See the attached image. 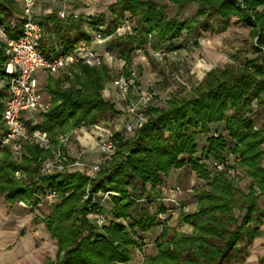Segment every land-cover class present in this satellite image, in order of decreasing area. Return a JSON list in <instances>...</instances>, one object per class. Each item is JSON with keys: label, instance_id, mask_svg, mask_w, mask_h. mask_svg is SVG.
Instances as JSON below:
<instances>
[{"label": "trees", "instance_id": "16d2710c", "mask_svg": "<svg viewBox=\"0 0 264 264\" xmlns=\"http://www.w3.org/2000/svg\"><path fill=\"white\" fill-rule=\"evenodd\" d=\"M169 1L179 10L172 20L167 18L166 5L160 0H116L106 12L89 19L75 14L60 19L53 13L46 18L53 22L58 33L63 31L58 53L74 49L82 40L90 41L101 27L104 38L115 35L110 43L119 56L127 59V75L131 54L136 49L150 44L154 49L175 51L184 46L181 41L175 42L184 31L197 43L203 31L226 29L232 16L250 28L256 54L242 64L228 63L211 69L187 93L173 95L163 105L149 102L146 120L135 130V136L131 140L123 138L116 152L104 158L100 171L92 178L80 170L43 173L41 162L50 158L53 148L26 145L18 161L12 160L9 148L1 153L0 196H4L6 203L23 202L35 209L46 202L47 190L59 194L47 214L36 217L57 245L55 259H48L47 264L130 261L141 240L137 231L144 233L160 224L158 214L164 207L160 205L156 212L149 207L160 196L158 185L162 175L185 165L208 181V188L195 193L196 210L179 215L180 221L190 224L193 231H173V238L166 240L169 227H163L157 238V253L142 264L243 262L249 245L262 233L264 210L259 201L264 198V126L256 128L254 116L264 107V0ZM19 2L0 0V27L8 38H17L21 33ZM191 2L198 4L196 16L180 20L182 11ZM212 16L223 23H211ZM125 20L134 22L131 31L116 34ZM85 22L93 25L92 33ZM4 44L0 37V46ZM53 50L47 47L42 35L40 51L49 58ZM7 61V54L0 48V120L7 96ZM75 68L68 87L60 79L49 80L51 106L40 114L39 123L32 126L48 132L56 144L59 136L69 129L96 125L107 112H116L114 103L102 95L104 84L111 79L110 68L106 64L95 67L79 64ZM64 77L70 78L67 74ZM220 125H224L228 138L218 133ZM202 135L207 136V143L197 156ZM123 147L128 154L122 152ZM230 155L236 158L234 164L251 177L247 193L236 188L230 178V170L235 167ZM216 164H222V168L218 169ZM16 171L23 173L21 179L15 178ZM99 191L102 196L93 202L92 196ZM106 191L112 194L101 204ZM234 208L241 216H235ZM100 211L108 218L102 226L96 224V213Z\"/></svg>", "mask_w": 264, "mask_h": 264}, {"label": "rangeland", "instance_id": "374dc122", "mask_svg": "<svg viewBox=\"0 0 264 264\" xmlns=\"http://www.w3.org/2000/svg\"><path fill=\"white\" fill-rule=\"evenodd\" d=\"M39 1L45 4L46 8L51 7V11L57 18L64 19L59 16V12L64 11L68 14L77 10L78 13L82 14L83 18H91L101 12H106L107 7L116 0ZM160 3L166 5L165 14L169 20L177 17L179 10L175 4L169 0H160ZM197 10L198 4L191 2L182 11L179 19L185 21L195 17ZM77 16L80 15L77 14ZM210 22L213 24H217L218 22L223 23L220 22L218 17L214 16L210 17ZM133 23V21L125 20L117 29L116 34L130 32ZM87 28L90 33L94 31L93 25L87 23ZM185 32H183V35L179 39L175 40V42L181 41V43H184V46H178L175 51L167 52L166 55L160 56L158 52L163 49H154L150 44L136 49L131 54L132 63L128 67V70H130L129 75L126 74L127 59L119 56L110 43L111 38L115 35H107L103 42L94 41V48L106 56L102 64H106L110 68L111 79L104 84L105 87L102 95L106 101L114 103L116 109V112H107L96 125L116 133L118 129L116 121L119 115L126 114L128 106L136 103L142 92H152L154 94L153 102L163 105L164 101L173 95L180 96L187 93L191 86L197 84L208 70L228 63L242 64L246 59L256 56L252 48L255 40L250 35V28L237 21V17L235 16L229 18V24L224 30L218 28L213 32L203 31L198 37L197 43L194 42V39L186 36ZM262 55L264 57V52ZM75 70L76 68L72 70V74L57 73L49 75L38 71L37 76L40 82V91L50 106L47 87L49 80L60 79L62 80L61 84L64 87H68L74 78L73 73ZM65 74L69 75L70 78L66 79L64 77ZM50 75L51 77H49ZM119 77L127 78L130 81L129 90L125 95L113 85V81ZM254 123L259 128L264 125V107L254 116ZM93 126L92 124H83L65 132L63 135L69 138L61 145L62 151L72 156L73 153L84 150L85 161L102 162L105 156L100 154L97 148H93V139L89 135ZM214 128H212V131H214ZM218 133L224 134L228 138L224 125H220V128L218 127ZM135 134L136 131L128 134L120 133L121 136L117 134L119 136L118 146L123 138L124 140H131ZM206 143L207 136H200L197 156L201 155L202 147ZM54 150L55 148H53ZM125 150L126 147H123L122 152ZM125 154H128V151H125ZM52 156L53 152L50 157ZM235 159L234 156L231 158L230 155L233 166L235 165ZM12 160L18 161L14 157H12ZM262 164L264 166V159ZM80 171L87 172L81 169ZM209 171L212 175L213 168L210 167ZM230 178L234 180L236 188L245 193L248 192L252 180L243 168L235 165L230 170ZM207 183L208 181L196 170H193L190 165L173 168L168 175H162V182L158 185L160 196L156 199L157 203L149 207L152 212H156L160 205L164 207V211L158 214L160 224L144 233L137 231L141 240L133 251L132 259L123 264H142L149 256L155 255L157 253V238L161 234L163 227H169L166 240L173 238V231L191 233L193 227L188 223L181 222L179 215L196 210L197 201L195 193L203 187L208 188ZM177 186L180 187V192L172 191ZM97 194V197L92 196V193L88 196H92L94 202L99 199L98 196H102V192L99 191ZM163 198L166 199L163 200ZM4 203L6 204L5 208L8 209L5 212L8 221L4 223V226L8 229V233L5 234L9 236L7 239L13 242V246L10 247L11 250L9 252L12 253L15 246L17 248L16 256H18V259L16 264H47L48 259H55L57 252L56 242L50 237L45 225L37 223L36 220V217H42L47 214L50 203L43 202L40 206L33 209L25 203L20 207L17 206V203H6L4 196H0V209ZM259 205L264 210V198L260 199ZM179 206L185 207L186 211L180 209ZM234 214L235 216H241L237 208H234ZM91 218L94 220L93 216ZM14 227H16L15 231H13ZM260 228L262 233L249 245L246 260L234 264H264V220L260 224Z\"/></svg>", "mask_w": 264, "mask_h": 264}, {"label": "built area", "instance_id": "2783aa9c", "mask_svg": "<svg viewBox=\"0 0 264 264\" xmlns=\"http://www.w3.org/2000/svg\"><path fill=\"white\" fill-rule=\"evenodd\" d=\"M20 3V18L22 20L20 35L17 38H8L4 29L0 27V37L5 41L4 46H0V48H3L8 56L6 64L7 96L0 120L2 125L0 130V155L6 148H9L12 156L16 160H21L26 145H37L43 149L55 148L53 156L42 163L41 170L43 173L81 169L86 170V173L92 178L100 171L101 162L85 161L84 150L77 152L74 156L65 154L61 149V145L68 140V136H59L56 144L51 140L48 132L41 129H32V126L38 124L40 114L50 108V104L40 91L38 71L48 75L57 73L72 74V70L79 64L90 67L100 66L106 56L94 48L93 42L105 41L103 29L101 27L96 30L90 41L83 40L74 49L64 50L60 53L56 52L47 58L40 51L43 29L35 13L37 0H20ZM59 16L66 18L68 14L61 11ZM158 54L162 56L166 55L167 52L161 50ZM113 85L125 95L129 90L130 81L127 78L119 77L113 81ZM153 98L154 94L152 92H142L138 101L128 106L116 133L100 128V133L95 134L91 130L89 135L93 139V148H97L105 158L114 154L119 142L117 134L132 133L141 127L146 120V107ZM216 167L221 169L222 164H216ZM15 177L21 179L23 173L16 171ZM172 191L180 192V187L177 186ZM110 194H112L110 191L104 193L101 204ZM58 197V192L53 189H49L44 193L45 201L50 204L56 201ZM165 199L163 198V200ZM179 208L186 211L185 207L179 206ZM107 221L108 218L103 212L96 213V224L98 226L104 225Z\"/></svg>", "mask_w": 264, "mask_h": 264}, {"label": "crops", "instance_id": "0c3cea01", "mask_svg": "<svg viewBox=\"0 0 264 264\" xmlns=\"http://www.w3.org/2000/svg\"><path fill=\"white\" fill-rule=\"evenodd\" d=\"M51 9H52L51 7L46 8L45 4H42L39 0H37L36 6H35V13H36L38 21L42 22V24L41 23L40 24H41L42 29H43L44 40L47 42V47L51 48V49H54L51 52V54H53V53H56L57 50H60V48H61V37L60 36L63 34V31L58 33V30H57V28H55L53 22H51L49 20H48L49 21L48 22L46 20V18L50 14L53 13L51 11ZM69 14H75L76 16H77V14H79L80 16L82 15L81 13H78L77 10L75 12L68 13V15ZM84 18H86V17H84ZM86 19H89V17L86 18ZM85 27L87 28V22H85ZM93 45H94V42H93ZM210 70H208V71H210ZM207 72L204 73V76L206 75ZM204 76L202 77V79L204 78ZM122 117H123V115H119V117H118V119L116 121V123H118V125H117L118 127L120 126V121H121ZM254 125H255V123H254ZM262 126H264V125H262ZM255 127H256V125H255ZM100 128H102V127H99L98 125H94L91 130H92V132L97 134V133H100ZM256 128H259V127H256ZM102 129H104V128H102ZM76 154L77 153H73L72 156H74ZM17 204H18L17 206L20 207L24 203L20 202V203H17ZM5 205L6 204L4 203L2 205V207H1V209H0V212H1L0 213V264H16V261L18 259V256H16L17 255V248L15 246L14 247V251L12 253L9 252L11 250L10 247L13 246L12 245L13 242H11L10 239H7V238H9V236H7L5 234V233H8L7 227L4 226L5 225L4 223L6 221H8V218H6L7 214L5 213V212L8 211V209L5 208L6 207ZM15 228L16 227L13 228V231H15Z\"/></svg>", "mask_w": 264, "mask_h": 264}]
</instances>
